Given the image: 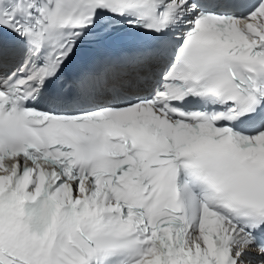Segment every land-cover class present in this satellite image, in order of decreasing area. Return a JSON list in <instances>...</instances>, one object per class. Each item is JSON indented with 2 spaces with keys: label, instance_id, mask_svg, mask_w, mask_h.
I'll return each instance as SVG.
<instances>
[{
  "label": "snow or ice",
  "instance_id": "1",
  "mask_svg": "<svg viewBox=\"0 0 264 264\" xmlns=\"http://www.w3.org/2000/svg\"><path fill=\"white\" fill-rule=\"evenodd\" d=\"M0 264H264V0H0Z\"/></svg>",
  "mask_w": 264,
  "mask_h": 264
}]
</instances>
